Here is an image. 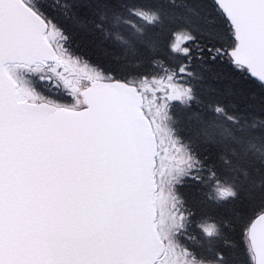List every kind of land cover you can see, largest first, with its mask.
Masks as SVG:
<instances>
[{
	"label": "snow or ice",
	"instance_id": "snow-or-ice-1",
	"mask_svg": "<svg viewBox=\"0 0 264 264\" xmlns=\"http://www.w3.org/2000/svg\"><path fill=\"white\" fill-rule=\"evenodd\" d=\"M0 264H264V0H0Z\"/></svg>",
	"mask_w": 264,
	"mask_h": 264
}]
</instances>
